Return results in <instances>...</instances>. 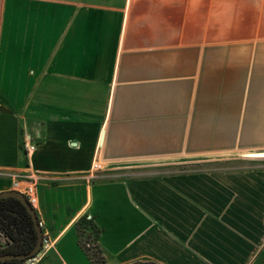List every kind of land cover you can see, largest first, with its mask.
<instances>
[{"label":"crops","instance_id":"0c3cea01","mask_svg":"<svg viewBox=\"0 0 264 264\" xmlns=\"http://www.w3.org/2000/svg\"><path fill=\"white\" fill-rule=\"evenodd\" d=\"M25 134L42 264L85 217L106 264H263L264 0H0V172Z\"/></svg>","mask_w":264,"mask_h":264},{"label":"trees","instance_id":"16d2710c","mask_svg":"<svg viewBox=\"0 0 264 264\" xmlns=\"http://www.w3.org/2000/svg\"><path fill=\"white\" fill-rule=\"evenodd\" d=\"M75 231L79 239V247L90 264H106L97 245L100 231L92 220L86 217L80 219L75 224ZM0 238L5 242L4 249L0 251L4 255L23 256L31 253L37 244V232L32 215L16 198L8 197L0 200ZM24 261L12 259L0 264H24Z\"/></svg>","mask_w":264,"mask_h":264},{"label":"built area","instance_id":"2783aa9c","mask_svg":"<svg viewBox=\"0 0 264 264\" xmlns=\"http://www.w3.org/2000/svg\"><path fill=\"white\" fill-rule=\"evenodd\" d=\"M21 146L27 160L26 170L17 173L0 172V176L11 178L13 181L14 190L23 194L30 205L35 209V207L38 205L37 185L41 178L40 174L31 171V168L33 156L37 151V144L34 143L33 139L28 134H25ZM92 168L94 171H98L101 167L98 164H93ZM39 227L41 229L43 228V223L40 221ZM52 247L53 243L46 236H43L41 250L32 258L27 259L25 264H42L44 258L52 249Z\"/></svg>","mask_w":264,"mask_h":264},{"label":"water","instance_id":"95a60500","mask_svg":"<svg viewBox=\"0 0 264 264\" xmlns=\"http://www.w3.org/2000/svg\"><path fill=\"white\" fill-rule=\"evenodd\" d=\"M246 157L264 158V153L247 154ZM8 197H13V198L20 200L27 207L29 213L32 215V218L35 224V229L37 232V244L35 248L33 249V251L29 254H26L23 256L4 255L0 257V262L5 261V260H12V259L27 260L35 256L41 250L42 244H43V231L39 227V219H38L35 209L30 205V203L27 201V199L24 197L23 194L17 191H7V192L0 193V200L8 198Z\"/></svg>","mask_w":264,"mask_h":264},{"label":"rangeland","instance_id":"374dc122","mask_svg":"<svg viewBox=\"0 0 264 264\" xmlns=\"http://www.w3.org/2000/svg\"><path fill=\"white\" fill-rule=\"evenodd\" d=\"M167 162L169 163H175L177 161L174 160H170ZM203 163H209L212 164L213 166L217 167L220 165V167H226V168H234L236 166H239L240 163H247L246 160L243 159V157L241 155H232V156H225V157H219V158H215V159H211L207 162H203ZM256 163H262L264 164V160L260 161V162H256ZM98 164V163H96ZM99 165V164H98ZM191 165H196V164H191ZM101 167V165H99ZM182 166V165H181ZM184 166V165H183ZM214 168V167H213ZM16 191V190H13ZM18 192V191H17ZM89 233H92V231L90 232V230H88ZM94 235V234H92ZM83 253V252H82ZM84 254V253H83ZM85 255V254H84Z\"/></svg>","mask_w":264,"mask_h":264},{"label":"flooded vegetation","instance_id":"af4514ba","mask_svg":"<svg viewBox=\"0 0 264 264\" xmlns=\"http://www.w3.org/2000/svg\"><path fill=\"white\" fill-rule=\"evenodd\" d=\"M4 245H5L4 240L0 238V251H2V250L4 249ZM1 256H4V254H1V253H0V257H1ZM5 261H7V260H5ZM25 261H26V260H25ZM25 261H24V264H25ZM1 262H3V261H1Z\"/></svg>","mask_w":264,"mask_h":264}]
</instances>
